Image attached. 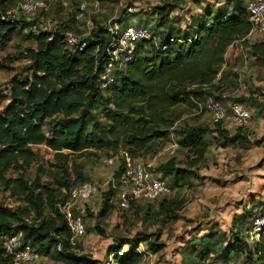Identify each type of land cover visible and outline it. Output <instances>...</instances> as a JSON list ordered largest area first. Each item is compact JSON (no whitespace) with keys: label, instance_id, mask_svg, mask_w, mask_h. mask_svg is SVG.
Segmentation results:
<instances>
[{"label":"rangeland","instance_id":"rangeland-1","mask_svg":"<svg viewBox=\"0 0 264 264\" xmlns=\"http://www.w3.org/2000/svg\"><path fill=\"white\" fill-rule=\"evenodd\" d=\"M23 1L4 0L0 9L2 19H23L27 22L25 26L19 25L11 41L5 43L0 37V112L11 97L12 78L25 80L31 78L34 72L30 66V50L36 47L34 34H30L32 23L39 24L41 29L47 27L52 32L70 31L83 39L98 27H109L117 19L124 18L126 24H137L143 18L148 26L157 28L155 31L159 35L170 24L185 31L201 18L202 11L210 6L221 7L226 0H201V4L195 3V0H101L99 11L89 10L80 20L76 18L80 0H43L48 10L35 14L24 12ZM129 6H133V12H129ZM162 7L166 8L168 20L164 25L159 24ZM258 41L264 42V33L253 31L247 38L231 44L225 53V63L219 69L215 82L218 90L213 96L200 92L204 90L198 91L197 95L190 94L186 101L164 112L159 125L150 122L152 129H158L161 136L143 148L132 145L129 134L124 133L122 128L111 130L112 120L106 104L100 103L94 134L103 139L102 147L93 146L83 155L74 153L68 159H61L46 145H34L36 160L22 171L12 169L7 176L16 178L23 175L33 187H38L36 192L46 203L49 201L48 189L58 197L68 194L65 183L71 185L80 180L97 183L98 194L84 205L87 232L70 249L78 256L96 261L95 264H115L109 248L121 236L133 238V245L146 252L142 263L249 264L247 251L256 240L251 237L255 218L264 215V59L258 60L251 48ZM195 86L188 85L189 91ZM216 95L220 98L216 99ZM215 100L221 102L225 111L222 126L231 135L242 134L238 141L225 144V140L212 131L216 125L209 105ZM161 103L154 100L151 109ZM234 103H242L252 113V119L243 129H238L231 122V105ZM133 105L137 108L144 106L138 101H134ZM140 116L143 114L134 115L135 119ZM199 127L208 128L206 132L199 131L208 143L200 161L196 160L197 154L193 150L180 143L181 139L190 135V131ZM49 129L51 125L47 126ZM172 143L177 144L174 154L157 156L161 148ZM126 155L151 164L154 169L172 158L175 167L189 171V175L179 182L181 185L173 187L172 177H165L169 191L155 201H137L133 207L122 209L117 200L120 188V173H117L123 163L122 157ZM114 183L118 187L112 200L114 205L103 214V193ZM164 197L175 201L176 216L160 210L159 202ZM0 204L21 209L19 222L35 225L41 220L25 195L6 190L1 183ZM150 209L152 213L148 214ZM240 215H245L247 221L239 223ZM50 216L52 212L46 208L44 217ZM236 217V229L241 231L240 237L245 240L239 242L238 255L232 249L235 235L230 230ZM215 231L216 235L209 238L210 243L202 245L198 240ZM3 236H0V248ZM150 241L160 243V249L152 250ZM193 243L199 245L196 253L191 250ZM133 245H125L122 252L129 251ZM198 252H205L207 257L200 258ZM41 255L32 264H72L61 260L55 247L48 256Z\"/></svg>","mask_w":264,"mask_h":264},{"label":"trees","instance_id":"trees-1","mask_svg":"<svg viewBox=\"0 0 264 264\" xmlns=\"http://www.w3.org/2000/svg\"><path fill=\"white\" fill-rule=\"evenodd\" d=\"M248 2L249 0H226L221 7L210 6L185 31L170 24L166 30L159 32L157 42L140 45L133 60L125 69L118 71L116 81L105 90L97 83V76L109 40L108 27H98L93 34L83 38L87 41L83 50L71 47L65 40V32L61 30L30 33L34 34L36 41L35 49L30 50V66L34 72L31 78L25 80L12 78L11 97L0 112V183L6 190L25 195L41 220L35 225L19 222L18 214L21 209L0 204V236L22 231V242L36 247L45 256L55 247L57 256L63 261L95 264L96 261L78 256L70 250L73 247L70 230L58 207V203L64 201L67 195L55 197L54 192L48 189L49 201L46 203L36 192L37 186L33 187L23 175L8 177V172L12 169L22 171L36 160L34 145H46L61 159H68L74 153L83 155L93 146L102 147L103 139L94 134L98 125L100 103L106 104L112 120L111 130L122 128L124 133L129 134L132 145L143 148L151 140L159 138L160 131L152 129L150 122L159 125L164 112L186 101L190 94L197 95L198 91L204 90L200 92L213 96L218 90L215 82L219 69L225 63L227 48L236 40L247 38L253 30V21L247 9ZM2 3L4 0H0V9ZM195 3L201 4V0H195ZM166 13V8L162 7L159 12L160 25L167 23ZM144 21L142 18L135 25L147 26L158 34L155 31L157 28L148 26ZM26 23L23 19H2L0 16V37L3 42L11 41L19 25L25 26ZM172 37L175 41L170 43ZM164 43H169L166 50H162ZM251 48L258 60L264 59L263 41L252 44ZM188 85L196 86L189 91ZM218 95L216 99L220 98ZM154 100L162 103L151 109ZM134 101L143 103L144 106L137 108L133 105ZM135 114L143 116L135 119ZM222 122L223 120L215 122L216 127L212 131L217 132L218 137L225 140V144L238 141L242 134L238 132L231 135L222 126ZM48 125H51L49 130ZM199 131L206 132L208 128L193 129L188 137L180 140L184 147H189L197 154L198 161L203 159L208 145ZM122 159L123 163L117 174L123 170L124 157ZM155 170L164 177H172V187L181 185L179 182L189 175V171L177 169L172 158L155 167ZM83 181L85 180L71 185L65 183V186L70 190ZM115 195L116 188L113 185L103 193L105 205L102 213L114 205L112 200ZM136 203L138 202L131 201V207ZM46 208L50 209L52 216L44 217ZM159 208L162 212H170L176 216L175 201L164 197L159 202ZM151 213L150 209L148 214ZM246 221L245 215L239 216V223ZM237 225L238 217L233 220L230 229L235 235L232 249L236 255L240 252L239 242L244 240L240 237L241 231L236 229ZM216 233L217 231L203 235L198 240L202 245L210 243L209 238ZM116 242L109 248L115 264L143 262L146 252L133 245V238L121 236L116 238ZM125 245L133 246L120 254ZM149 246L154 251L160 249V243L155 241H150ZM198 248L199 245L193 243L191 250L196 253ZM247 252L249 264H264V227ZM198 254L200 258L207 257L205 252ZM10 259L11 255L5 254L2 241L0 260L2 264H10Z\"/></svg>","mask_w":264,"mask_h":264},{"label":"built area","instance_id":"built-area-1","mask_svg":"<svg viewBox=\"0 0 264 264\" xmlns=\"http://www.w3.org/2000/svg\"><path fill=\"white\" fill-rule=\"evenodd\" d=\"M22 7L25 13L35 14L39 11L48 10V5L43 0H24ZM101 0H80L76 18L80 20L89 10L97 12L100 10ZM247 9L253 21V30L264 33V0H249ZM129 12H133V6L128 7ZM124 18L112 22L108 27L109 40L107 43L103 64L97 76V83L101 89L105 90L116 81L118 71L125 69L137 53L140 45L145 42H157L158 35L147 26H136L126 24ZM48 31L47 27L40 28L37 23L30 25L31 33ZM65 40L75 49L83 50L87 46V41L81 39L73 32L65 33ZM175 38H170V43ZM169 43L162 45V50L168 48ZM209 108L213 114V120L219 122L224 119L225 111L220 101H212ZM232 114L230 116L232 124L237 127L246 126L252 119L250 109L241 104L231 105ZM177 144L172 143L161 148L157 156L164 157L174 154ZM123 170L120 172L118 180V201L122 209L131 208V201H152L169 191L168 182L161 172L156 171L151 164L140 160H134L130 156L124 157ZM113 186L117 189V185ZM99 192V185L92 181H83L71 187L64 201L58 203L60 212L67 220L70 230V242L72 245L83 237L87 232L85 223V203L91 200ZM264 227V217L257 216L254 222V230L251 237L257 239L261 228ZM23 232H13L3 236V248L5 254L11 255L10 264H32L41 258V253L33 248L29 243L22 242ZM123 252L120 251V254ZM141 264H158L156 261H148Z\"/></svg>","mask_w":264,"mask_h":264},{"label":"crops","instance_id":"crops-1","mask_svg":"<svg viewBox=\"0 0 264 264\" xmlns=\"http://www.w3.org/2000/svg\"><path fill=\"white\" fill-rule=\"evenodd\" d=\"M253 33V31L251 32V34Z\"/></svg>","mask_w":264,"mask_h":264}]
</instances>
